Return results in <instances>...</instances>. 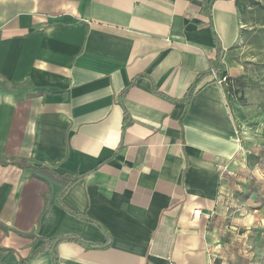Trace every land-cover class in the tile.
Wrapping results in <instances>:
<instances>
[{
	"label": "crops",
	"instance_id": "1",
	"mask_svg": "<svg viewBox=\"0 0 264 264\" xmlns=\"http://www.w3.org/2000/svg\"><path fill=\"white\" fill-rule=\"evenodd\" d=\"M256 19L236 0H0V264H264V114L208 74L214 32L246 74Z\"/></svg>",
	"mask_w": 264,
	"mask_h": 264
},
{
	"label": "trees",
	"instance_id": "2",
	"mask_svg": "<svg viewBox=\"0 0 264 264\" xmlns=\"http://www.w3.org/2000/svg\"><path fill=\"white\" fill-rule=\"evenodd\" d=\"M238 5L240 6L242 10V14L245 16L248 14V7L252 8L253 11L259 12L260 14H264V0H236ZM257 26H262V28L257 29L256 25L254 26V29L252 32H255V34L251 35L249 38L247 36L244 37V42H246L247 45L252 46L253 48H258L259 50L264 49V23H259ZM214 38L215 41L217 42V56L216 59L211 62V70L209 71L208 74L212 73V70H214L220 77L226 78V81L222 84L224 85V89L226 90L228 94V99H237L240 104L246 105V100L244 97V91L247 88V68L252 66L250 62H241L242 65L245 66L246 68V74L239 77V78H231L228 73L224 69V64H223V57H224V52L221 48L220 43L218 42V38L214 32ZM264 68V66H261ZM199 83V79L197 80L196 83L192 85V87L189 89L187 95H186V100H189L192 95L195 92V89ZM133 86V84H130L124 92L120 95V98L123 99L124 95L129 91V89ZM132 124V121L129 117V114L125 111L124 113V123H123V133L122 135L124 136L126 130L128 127ZM11 164L16 165L20 168H28L31 167L25 160L23 159H10L9 161ZM0 163L6 165L7 162L3 161L2 158L0 157ZM81 177L78 176L77 178L70 179L68 181V186L77 181ZM67 189V188H66ZM66 190H64L65 192ZM0 229L8 233L10 229L2 224L0 222ZM23 237L26 238H31V239H38L34 234H22ZM63 241H79L76 237L73 236H68L65 238L61 239H44V245L35 253L38 254L41 251H44L48 246L52 247V251L54 254V260L56 262L57 260V246L62 243ZM80 242V241H79ZM105 246H108L105 245ZM28 260H23L20 264H26ZM55 264V263H54Z\"/></svg>",
	"mask_w": 264,
	"mask_h": 264
},
{
	"label": "rangeland",
	"instance_id": "3",
	"mask_svg": "<svg viewBox=\"0 0 264 264\" xmlns=\"http://www.w3.org/2000/svg\"><path fill=\"white\" fill-rule=\"evenodd\" d=\"M257 24L264 23V14L256 12ZM248 60L252 64L247 68L248 79L247 88L244 91V97L251 115L264 114V49L259 50L246 45L245 55L242 59Z\"/></svg>",
	"mask_w": 264,
	"mask_h": 264
},
{
	"label": "built area",
	"instance_id": "4",
	"mask_svg": "<svg viewBox=\"0 0 264 264\" xmlns=\"http://www.w3.org/2000/svg\"><path fill=\"white\" fill-rule=\"evenodd\" d=\"M211 74L214 80L220 85H222L226 81V78L220 77L214 70H212ZM219 168H220V175L222 178L225 177L235 178L237 176L236 172L232 171L228 165H221Z\"/></svg>",
	"mask_w": 264,
	"mask_h": 264
}]
</instances>
